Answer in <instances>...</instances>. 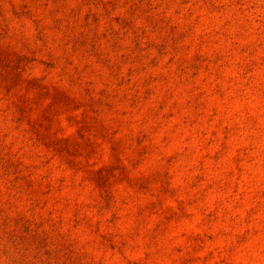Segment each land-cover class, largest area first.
I'll return each mask as SVG.
<instances>
[{
    "label": "rangeland",
    "instance_id": "rangeland-1",
    "mask_svg": "<svg viewBox=\"0 0 264 264\" xmlns=\"http://www.w3.org/2000/svg\"><path fill=\"white\" fill-rule=\"evenodd\" d=\"M0 264H264V0H0Z\"/></svg>",
    "mask_w": 264,
    "mask_h": 264
}]
</instances>
